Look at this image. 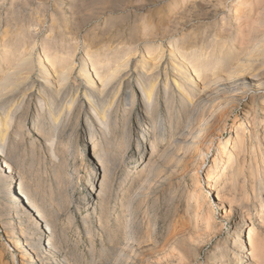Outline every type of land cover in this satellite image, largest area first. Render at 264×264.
Masks as SVG:
<instances>
[{"label": "rangeland", "instance_id": "obj_1", "mask_svg": "<svg viewBox=\"0 0 264 264\" xmlns=\"http://www.w3.org/2000/svg\"><path fill=\"white\" fill-rule=\"evenodd\" d=\"M34 1L30 5H21L23 8L19 9L24 24L33 25L32 39H37L34 65L38 66V54L41 56L44 54L42 41L51 34L52 22H57L58 25L61 23L58 30L56 29L58 32L55 30L54 34L59 38L60 45H58L63 47L64 51H68V47L72 46L70 52L75 50L73 52L75 54H71V60L76 64L77 79L72 80L67 87V95L79 98L80 103L86 108L89 107L87 99L91 102L92 98L88 96L89 89L78 73L85 65L87 44L91 40L95 41V49L103 51L123 47L128 43V46L131 44L133 47H139L141 52H145L149 46L163 45L162 48L167 50L172 40L181 39L188 32L192 35L197 32L198 47L215 37L220 44L227 43L228 47L235 44V48H240L241 37L247 35L249 22L255 18L256 7V0H85V2L79 1L75 8L77 13L73 17L67 13L71 5L68 0H42L39 1V5L38 0ZM9 4L8 0L7 7H10ZM3 27L0 29L1 32ZM1 35L2 33L0 38ZM2 53L1 48L0 58ZM169 62L167 58L159 73V103L163 107L166 78L175 89L172 81L176 76ZM134 64L128 76L129 80L122 86V94L116 100H112L114 92L104 95L106 99L93 98L101 104L115 101L113 111L119 113V125L126 119L123 103L130 107L133 94L137 99L131 127L129 126L130 133L125 136L129 138L131 149L120 165L122 170L112 172L109 177L103 175L108 173L107 165L103 167L96 159L107 149L103 148V145L99 146L95 155L94 144L88 140L94 121L81 120L76 124V120H73L68 127L64 128L60 125L57 129L49 115L45 117L42 115V109L48 106L38 102L42 86L36 75L31 80V89L34 91L32 96L23 100L20 95L13 93L1 98L0 111L10 112L11 118L13 116L15 118L13 117L11 121L12 128L9 130L7 144L0 148V154L8 160L7 169L12 175L14 186L18 187L22 194L24 193L27 205L31 207L34 215L36 214V218L39 217V227L34 222L28 227L30 233L21 236L34 234L31 249H39V257L43 256L40 257L38 264H220L222 262L231 264L236 261V257L242 258L244 254L246 255L244 261H247L252 252L250 248L243 249L240 254L238 246L234 243L249 238L246 231L248 228H252V233H260L262 238L264 237L262 222L259 221L262 218H258L260 204L264 202V187L258 184L260 193L257 192L255 195L248 188L249 197L242 202L238 194L233 199L234 193L231 192L229 195L227 194L229 189H224L223 205L218 206L216 192L212 191V187L221 169L210 179H207V176L208 169L214 167L215 157L220 155L218 149L221 147V142L235 138L230 133L234 127L242 124L249 136L252 128L249 121L255 116V110H257V119L264 120V70L260 72L258 68L256 69L258 75L262 76L257 79L260 83L253 82L247 85V88L245 86L247 99L234 101L225 109L230 115L229 125L226 132L216 139V148L214 146L212 154L208 157L205 172H198L188 159L182 165L172 160L171 152L158 165L145 170L143 165L139 166L141 153L138 151V146H142L143 152L147 147L151 148L154 126L153 121L150 122V116H147L145 121L142 120V94L138 85L141 71L136 69ZM222 67L226 68L227 65L223 64ZM174 94L175 109H178L179 96L176 89ZM62 100L64 98L60 101ZM60 103L63 105V101ZM164 108L161 107L159 115L161 118L158 120L160 123L156 127L157 137L163 138L155 145V149L158 147L160 150L165 148V141L169 139L167 130H162L169 121V114ZM144 124H148L144 131L147 139L142 138L144 132L142 133L141 127ZM263 127L264 125L260 126L259 122L258 131L260 132ZM107 133L97 130L96 135L107 139ZM246 139L250 152V149L257 144L254 140L249 143L248 137ZM119 145L116 143L108 150L110 154L113 152L115 157H112L111 161L109 159L107 164H119V157L122 154ZM230 147L232 148L230 145L226 150L221 167L228 160ZM146 157H149L148 153ZM197 175L202 176V186L198 189L196 199H193V208L188 211L186 206L188 193L194 190ZM107 181L111 182L107 183ZM103 182L106 184L104 185ZM2 191L3 187L0 185V264H29L24 260L27 248L20 245L15 247L9 234L12 225L23 228V221H20L13 212H7L5 204H8V198L1 194ZM25 193L29 195L26 197ZM129 198L135 199V213L126 212L125 202ZM101 201L104 202L103 205ZM198 202L202 205L201 210L197 208ZM124 214L125 217L127 214L128 217H132L133 222L128 225L127 231H134L136 238L139 237L135 243L125 240ZM210 222H212L211 226L214 224L212 227ZM240 222L244 228L238 226ZM131 244H134L133 247ZM46 247L50 251L43 255ZM255 264L258 263L255 261Z\"/></svg>", "mask_w": 264, "mask_h": 264}, {"label": "bare ground", "instance_id": "obj_2", "mask_svg": "<svg viewBox=\"0 0 264 264\" xmlns=\"http://www.w3.org/2000/svg\"><path fill=\"white\" fill-rule=\"evenodd\" d=\"M0 1H2L0 2V5H2V7L0 6V29L4 26L2 28L3 31L1 32L0 30V33H2V37L0 38V49L2 48L3 50L2 57L0 58V100L2 97H8V95L13 93L20 95L23 100L28 96H32L34 91L31 89V80H33L32 77L36 75L38 79H40L39 81H41L42 86V92H40L39 95L40 101L38 102L48 106L46 109H42V115L43 117L49 115L50 120L55 122L57 129L60 125H63L64 128L68 127L73 120H76V124H79L81 120L94 121L91 126L92 131L88 140L94 144L93 152L95 155L97 154V148L99 146L102 147L103 145V148L107 149L106 152L103 154L101 153L102 155H97L98 157L96 158L103 167H106L105 165L108 167V173H104V177H109L112 172H117L121 169L120 165H122L128 151L131 149L129 138H126L125 136L130 133L129 126L133 113L136 110L137 99L135 94H133L130 107L123 103L122 108L126 119L119 125V113L118 111H113L115 101L101 104L93 98L100 97L101 100V98L105 97L104 95H109L110 92H114V98L112 97V100H116L122 94V86L127 80H129L128 76L134 63L136 69L141 71L138 77V85L140 86L142 94V120L145 121L146 117L150 116V122L153 121L154 126L152 134L153 145L151 148L147 147V150L143 152L142 146H138V151L141 153L139 166L143 165L145 170L146 168L148 170L149 167L151 168L158 165L160 161L171 152L170 157H172V160L177 161L182 165L185 160L188 159L196 167L198 172H205V169L207 170L208 157L212 154L216 139L220 138L221 135L226 132L229 125L230 115L225 109H227L234 101L240 99L246 100L247 93L244 91L246 90L245 86L247 88V85L253 82L260 83L257 79H260L262 76H260L261 74L258 75L259 73H257L256 69L258 68L260 72L264 70V0H256V7L254 9L255 18L249 22L250 25L247 30V35L244 34L245 36H240L241 46L238 44L240 46V48L238 47L239 49L235 48V44H232L230 47H228L227 43L220 44L215 37L209 39L207 42L205 41L206 44L205 42H201V47H198L197 32L193 35L188 32V34L184 35L181 39H176V41L172 40V42L168 44L167 50L162 48L163 45L162 47L149 46L147 50L145 49V52H141L139 47H133L131 44L128 46V43L123 47H115V49L103 51L102 49H95V41L93 42L90 39V43L87 44L86 58L84 60L85 65L78 73L79 77H81L82 81L89 89L88 96L92 98L91 102L90 99H87L89 100V107L86 108L85 105L80 103L79 98L67 95V87H69L72 80L77 79L76 64L71 60V54L75 50L71 53L70 48L73 46L68 47V51H64L63 47L59 46V38H57L58 36H54V34L55 30H58V26L61 23L59 22L60 24L58 25L57 22H52L51 34L42 41L44 54L43 56L38 54V66L35 67L34 50L36 48L37 39H32L34 38V36L32 37L31 35L33 25L24 24V20H22L19 10L23 8L21 5H30V3L35 1L9 0L10 7H7L6 5L8 0ZM39 1L42 0H38V5ZM68 1L71 2V5L67 13L74 17L77 13L75 8L79 1L85 2V0ZM95 35L96 34H94V36ZM36 36L38 37L39 34ZM60 36L61 35H59V37ZM60 40L62 41V39ZM238 40L240 39L238 38ZM123 44H125V42ZM74 47L77 48L76 46ZM167 58L170 60L169 63H171L173 68L172 72L176 76L172 82L175 85V89L179 96L178 109H175V89H173L171 85L172 83L167 78L164 84L165 108L159 103V73ZM223 64L227 65V67L223 68ZM62 98H64V100H62L63 105L60 103L62 102L60 101ZM106 98L107 97H105V99ZM120 104L122 103L120 102ZM161 107L169 114L168 124L162 129L167 130V135L169 136V139L165 141L166 146L163 150H160L158 147L155 149L157 142L163 140L162 137H157L158 132L156 128L157 124L160 123L158 120L161 118H159ZM255 111V116L249 121V124L252 125V128L250 127L249 136L246 133V128H244L242 124L234 127L230 133L233 134L235 138H231L226 142H221V147L218 149L220 155L215 157L213 163L214 167L208 169L207 179H210L216 171L221 169L220 174L215 177V181L213 180L214 183L212 187V191L215 190L216 192L215 198L218 201V206L223 205L222 201L224 200L225 195L223 194L224 189H229V191H227V194L229 195L231 192L234 193V197H232L233 199H235L238 194L240 201L242 202L249 197V195L247 196L249 189L252 191V194L255 195L257 192L260 193V190L257 188L258 184L264 187V127L260 132L258 131L259 122L260 126L264 125V120L259 121L257 119V110ZM13 117L11 118L10 112H5L4 110L0 111V148L7 144L8 137L10 136L9 130L12 128L11 121ZM147 126L148 124L142 125V133ZM97 130H100L101 133L108 132V138L103 139L101 135L97 136ZM247 137L249 143H251V140H254L255 144H257L250 149V152L247 148ZM142 138L147 139L145 132L143 133ZM116 143H119V146L121 147L120 149H122V154L119 157V164L109 165L107 162H109V159L111 161L112 157H115V155L113 152L110 154L108 150L115 146ZM230 145L232 148L230 147L231 150H229L230 152L228 153V160L225 165L221 167V164L223 165L224 162L223 157L226 156V150ZM146 153H148V158L146 157ZM7 161L8 160L0 154V185L3 187L1 194L8 198V204H5V209H7V212H13L20 221H23L22 224H24L22 225L24 226L23 228L18 225H16V228L12 225L9 234L13 239L14 246L20 245V247L23 246L27 248V254L24 256V260L27 261L26 263L38 264L41 257H39V249H31L34 243V234H28V236L21 235L30 233L28 227L34 222H36L39 227V217L36 218V214L34 215L31 207L27 205L25 197L23 196L24 193L22 194L18 187L14 186L12 175L7 169ZM197 176L196 185L193 188L194 190L188 193L189 199H187L188 202L186 205L188 211L193 208V199H196L199 193L198 189L202 186V176ZM108 182L111 181H107V183ZM207 182L210 183V181ZM220 183H223L224 185H221ZM9 184L11 185L10 187L8 186ZM109 187L110 186H108V188ZM102 188H104V186ZM28 195L29 194L25 193L26 197ZM134 201L135 199L130 200L129 198L128 201L125 202L126 212L131 211V213H135L134 208L136 206L134 205ZM260 205L261 207L258 212V218H262L259 221L262 222L261 225L264 230V202ZM197 208L198 210H201L202 208V205L199 202L197 203ZM121 216L122 214L120 217ZM126 216L127 217H125L124 214V219L126 218L125 222H123L125 223V240L135 243L136 239L138 240L139 237L136 238L134 231H127L129 229L128 225L133 221L132 217H128V214ZM211 224L212 222H210V226ZM259 225H257V227ZM238 226H243L244 228L242 222H240ZM246 231H248L249 238L247 240L249 241L242 240L234 244L235 246H238L237 249H239L240 254L243 252V249L247 247L250 248L252 251L250 258L248 257L250 261L249 259L244 261L246 256L244 254L242 255V258L241 256L236 257V261L231 264H255V261L258 264H264V262H260L261 260H264V237L262 238L260 233H252V228H248ZM44 250L46 253L44 252L43 255L50 251L48 250V247ZM51 254H53V252ZM220 264L226 263L222 262Z\"/></svg>", "mask_w": 264, "mask_h": 264}]
</instances>
